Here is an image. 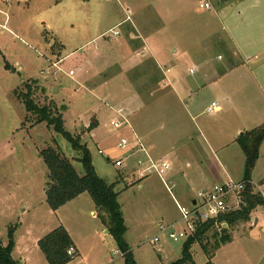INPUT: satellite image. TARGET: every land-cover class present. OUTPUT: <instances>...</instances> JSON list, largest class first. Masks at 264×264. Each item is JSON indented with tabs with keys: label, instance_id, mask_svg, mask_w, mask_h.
<instances>
[{
	"label": "rangeland",
	"instance_id": "1",
	"mask_svg": "<svg viewBox=\"0 0 264 264\" xmlns=\"http://www.w3.org/2000/svg\"><path fill=\"white\" fill-rule=\"evenodd\" d=\"M210 15L208 10L200 8L198 0H0V240L4 245L7 244V231L14 228L16 249L11 256L15 261L22 264L20 260L24 259V264H48L39 250L38 241L62 225L68 230L78 250L77 256L69 264H124L113 237L105 234L106 226L96 216H92L96 209L88 194H82L56 213L50 210L45 197L46 167L39 157L40 151L54 148L74 166L79 176L84 174V170L78 162L79 154L52 127L44 123L33 125V119L25 113L18 96L26 93L28 85L40 106L55 104L61 113L65 130L79 136L81 143L88 144L97 175L112 183L116 173L119 174L122 169L116 165L117 158L124 160L132 147L131 130L125 124L118 129L111 126V119L122 121L115 113L102 119L106 122L105 126L102 125L92 139L88 126L95 122L94 109L105 110V104H120L124 95L130 92L124 87L116 89V97L110 99V96H106L109 99L103 101L97 99L91 90L88 92V88L76 85L82 70L90 68L87 61L95 58V53L105 40V36L97 37L106 30L107 36L112 31L119 32L121 26L112 30L110 28L129 17L130 21L125 20V24H133L138 29L141 27V33H144L143 30L145 33H155L149 36L153 41L151 45L155 55L163 59L161 67L165 71L168 63L180 58L179 51L172 53L173 46L169 44L174 43L175 39L180 41L174 37V32L176 35L181 30L187 33L192 38L188 40L189 45L198 40L212 43L210 48H205L204 56L207 59L224 52L223 46L213 45L220 24L217 20L205 23ZM204 26H207L206 29ZM164 27L174 32L164 36ZM57 58L60 60L58 69L51 66ZM151 67L150 61L144 62L143 66L126 73V81H130L139 93L147 97L153 93L151 101L142 111L148 117L161 113V107H173L159 117L148 118L149 128L153 130L161 122L167 134L170 126V139L174 140L171 144L175 149L184 148L189 139L197 134L195 125L201 127L202 123L207 124L211 114L205 111L198 117L195 114V118L191 119L175 98L160 96L162 93L156 92L159 80L157 82L150 76L153 71ZM70 70L73 71V77L67 75ZM42 71L47 74H41ZM91 73L90 78H93ZM88 80L89 76L84 81L88 83ZM88 85L92 86L90 83ZM95 93L103 94L102 91ZM193 98L197 100L198 94ZM206 98L201 102L209 103ZM123 139L127 141L124 149L118 146ZM200 144L205 145L202 141ZM99 149L102 155L98 153ZM234 150L237 161L228 158L230 168L227 173L231 180L242 182L244 158L236 143H232L229 151ZM106 156L110 161L106 160ZM211 158L209 162L214 167ZM166 161L171 171V176L168 174L166 178L176 182V185L183 186V183L189 182L188 178H193V167H186L187 163L193 166V162L186 152L179 150L177 154L173 150ZM134 163L132 161L133 166ZM216 171L222 176L220 169ZM263 175L264 168L260 167L252 176L254 194H264L260 181ZM121 178L117 175L113 183L116 184L117 200L125 219V242L136 264H171L179 260L185 240L175 243L168 238L167 233H177L185 227L177 204L191 210L193 205L190 200L178 199L174 188L171 192L165 190L162 181L153 174L149 178L153 186L145 185L143 190L138 189L131 180L121 181ZM168 182L167 186L172 187V183ZM214 182L209 180L204 191H210L217 184ZM194 198L198 203L202 200L197 193ZM250 215L251 218L253 215L258 218L256 226L252 227L254 223L251 221L240 222L230 232L236 239L233 247L245 246L252 252L248 251L247 255L236 251L229 254L232 261L242 264H248L249 261V264H255L257 258L252 259V255L257 257L262 254L255 251L254 242L264 245V205L256 207ZM159 226H164L166 230L160 231ZM212 236V232L207 233L203 242L207 247L213 244ZM155 238L159 242H154ZM191 253L194 264H205L207 261L199 245H194ZM225 257V250L219 249L212 264L224 263Z\"/></svg>",
	"mask_w": 264,
	"mask_h": 264
},
{
	"label": "crops",
	"instance_id": "2",
	"mask_svg": "<svg viewBox=\"0 0 264 264\" xmlns=\"http://www.w3.org/2000/svg\"><path fill=\"white\" fill-rule=\"evenodd\" d=\"M198 1H200V4L206 3L210 6L208 13L211 15L205 23L217 20L220 24L219 34L216 30L217 40L216 42L213 41V45L223 46L224 52L217 53V57L207 59V56H204L205 48H210L212 43L198 40L197 43L194 42L193 45H189L188 40L192 38L187 33L184 34L181 30L180 34L176 35L174 30H168L167 27H164V36L174 32V37L180 40L175 39L174 43H169L170 46H173L171 52L175 54L179 51L180 58L168 63L164 71L161 67L163 59L156 56L155 49L151 45L152 38L149 37L155 35V33H145L144 30V33H141V30H139L141 27L138 29L133 24L126 23V25L124 23L125 20L128 21L126 17L110 28L112 30L117 26H121L119 32L117 30L112 31L113 33L117 32L118 35L111 33L107 36L106 32L108 30H106L97 37L103 38L105 36L103 38L105 40H103L98 52L95 53V58L92 61H87L90 68L89 70H82L81 77L76 84L78 87L88 88V92L91 90L92 92H90L98 97L97 99L101 98L103 101L109 99L105 98L106 96H110V99L116 97V89L120 90L124 87L130 92L124 95V98L121 99L123 102L120 104L113 103L111 106L105 104L103 105L105 110L94 109L96 126L89 130L92 139L94 135L99 133L101 126H105L106 122L104 123L102 119L112 116V113H115L121 120L123 118L129 120L130 124L128 123L127 126L132 133V147L125 154L124 160L121 158L116 160V162L120 161L121 165L119 167H122L119 174L116 173L122 176L121 181L129 179L140 190H143L145 185L153 186L149 181L151 174L157 176L159 181H162V179L154 172L152 166L159 165L160 162L168 163L166 158L172 154L173 150L177 154L179 150H182L189 154L193 162V166L189 163L186 164L189 169L193 167V175H191L193 178H188L187 181L189 182L183 183V186L176 185V182L166 178L171 173L170 167L162 177L165 181L168 179L172 183L171 186L175 189L178 199H189L192 205L194 202L197 203L194 198L196 193L201 197L202 192L207 190L206 186L209 180H214V183L217 184L232 181L227 173L230 168L228 158L237 161L236 151H229L232 148V143H236L235 140L241 134L249 132L264 123V0H206L204 3L202 0ZM127 7L133 9L130 5H127ZM128 13L130 15V12L126 11V14ZM204 27L206 29L207 26ZM147 61L152 64L151 70L153 71L150 76L157 82L159 80V87L156 92L162 93L160 96L165 98H168V96L169 98H175L176 102L183 105L186 115L191 119L200 116L211 104L216 105L217 109L210 113V120H207V124L202 123L201 127L195 125L197 134L189 139L187 146L184 148L175 149L171 144L174 140L170 139L172 134L170 126H168L169 131L167 134L165 132L166 127L161 122H159L158 127L155 125L154 129L150 130V122L148 121L150 117L145 115V112L143 114L142 111L145 105L151 101L153 93L147 97L141 94L142 92L139 93L130 81H126V73L138 69ZM56 62H60V60L57 58ZM18 69L21 70V68ZM112 69L115 70L110 71ZM90 71H92L93 78H90ZM88 76V83L92 84L90 87L87 81H84ZM97 91H102L103 94L95 93ZM196 94H198V98L193 100ZM204 97L209 99V103L201 102ZM172 108V106L161 107V113H156L150 119H154L156 116L159 117V115H163ZM111 122L117 121L111 119ZM159 130L161 132L157 133ZM135 138L141 142L142 149L134 143ZM90 141L92 142V140ZM200 141L205 145L200 144ZM86 146L88 147V144ZM98 153L103 154L100 149ZM210 156L212 157V164L215 165L214 167L209 162ZM106 160L110 161V158L106 156ZM132 161L135 162V166H133ZM256 161L251 179L255 171L260 167L264 168V141L260 146ZM219 169L222 176L216 171ZM117 175L111 181L112 183ZM263 176H260V181L264 187ZM168 181L166 182L169 184ZM162 184L164 189L168 191L167 184L165 185L163 181ZM251 184L254 185L253 180ZM252 190L256 192L253 187ZM261 191L264 193V189ZM171 197L175 200L174 196L171 195ZM78 198L71 200V202ZM59 210L60 208L56 211ZM56 211L53 212L56 213ZM92 216H96V211L92 213ZM250 221L254 223L252 227L258 224L256 215H253ZM171 226L173 227V225ZM66 231L70 235L67 229ZM106 232L105 234H107ZM235 242L234 237L230 244L220 248L226 252L225 261L222 264H242L236 260L232 261L229 257V254L234 251L248 254L249 250L245 246L237 245L233 247L232 245ZM253 245L255 251H260L262 254L257 257L252 255V259L257 258L255 264H264V245L258 242H254ZM75 250L78 254L76 246ZM249 253L252 254L251 251ZM247 259L248 257H246ZM24 261V259L20 260L22 264H24Z\"/></svg>",
	"mask_w": 264,
	"mask_h": 264
},
{
	"label": "trees",
	"instance_id": "3",
	"mask_svg": "<svg viewBox=\"0 0 264 264\" xmlns=\"http://www.w3.org/2000/svg\"><path fill=\"white\" fill-rule=\"evenodd\" d=\"M26 88V93L20 94L18 97L25 113L33 119V125L44 123L47 127H52V130L79 154L78 162L84 170V174L79 176L74 166L60 151L54 148L40 151L39 157L46 167L45 197L50 210L56 211L82 194H88L94 202L96 217L106 226L108 234L113 237L124 264H136L131 249L125 242L126 226L117 200L118 194L115 192L116 184L108 183L97 175L95 167L92 165L89 147L85 143H81L79 136L65 130L61 113L58 112L55 104L40 106L35 100L31 88L28 85ZM95 126L94 122L88 129L95 128ZM263 141L264 123L237 137L235 142L241 148L245 161L242 177L245 189L240 196L242 198L241 207L233 212L225 213L219 218L217 223H225V228L216 227L212 220L198 222L193 236L189 237L182 245L180 259L171 264H194L191 253L194 245H199L206 255L205 264H212L216 251L233 241V234L230 232L234 225L240 222H249L251 211L264 205L263 197L253 193L251 184V174ZM14 231V228L7 231V244L4 245L0 240V264H20L11 256L15 248ZM210 232L213 234V244L207 247L203 242L207 233ZM38 247L48 264H69L77 256L73 240L62 226L40 239ZM70 249H73V252L71 256H68L67 252Z\"/></svg>",
	"mask_w": 264,
	"mask_h": 264
},
{
	"label": "built area",
	"instance_id": "4",
	"mask_svg": "<svg viewBox=\"0 0 264 264\" xmlns=\"http://www.w3.org/2000/svg\"><path fill=\"white\" fill-rule=\"evenodd\" d=\"M200 8L209 10L210 6L208 4H200ZM127 15H129V13ZM127 19L129 20V17H127ZM112 34L118 35L117 32H112ZM219 59H221V57H219ZM58 63L60 62H53L51 63V66L58 69ZM43 73L47 74V72L42 71L41 74ZM190 73H192V71H190ZM67 75L73 77V71H68ZM216 109V105L213 103L208 107L206 113H213ZM110 124L115 129H118L120 128V126H123V124L128 125V121L126 118H123L121 122H111ZM134 143L141 149L143 148L141 142L137 138H135ZM118 146L122 149L126 148L127 141L125 139L121 140ZM116 165L120 166V161H117ZM152 167L154 169V172L158 175L159 178L162 179L163 183L166 185V181L163 179L162 175L166 170L169 169L170 165L165 162H160L159 165H153ZM166 187L169 192H171V190L173 189V187ZM244 189L245 184L243 182H235L232 180L224 184H215V186H213L210 191H203V193L201 194V202H197L195 205H193V208L191 210H188L176 203L178 212L182 217L185 227L177 233L168 232V238L175 243L179 242L182 239L186 241L189 237L193 236L197 223L201 221L204 222L212 220L215 222L216 227L220 226L221 228H225V223L221 222L218 224L217 221L223 214L233 212L241 207L242 198L240 196ZM261 197H263L264 199V194L261 193ZM159 230L162 231L166 229L164 226H159ZM154 242H159V239L155 238ZM72 252L73 249H70L67 252V255L71 256Z\"/></svg>",
	"mask_w": 264,
	"mask_h": 264
},
{
	"label": "water",
	"instance_id": "5",
	"mask_svg": "<svg viewBox=\"0 0 264 264\" xmlns=\"http://www.w3.org/2000/svg\"><path fill=\"white\" fill-rule=\"evenodd\" d=\"M196 203L194 202L193 205H195ZM108 234V232H106Z\"/></svg>",
	"mask_w": 264,
	"mask_h": 264
}]
</instances>
